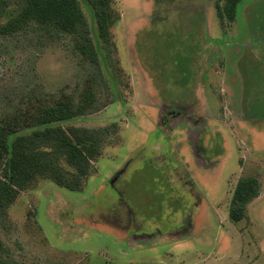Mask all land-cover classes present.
I'll use <instances>...</instances> for the list:
<instances>
[{"label": "rangeland", "instance_id": "rangeland-1", "mask_svg": "<svg viewBox=\"0 0 264 264\" xmlns=\"http://www.w3.org/2000/svg\"><path fill=\"white\" fill-rule=\"evenodd\" d=\"M80 1L96 38L92 11ZM218 3L113 0V54L99 48L112 103L61 124L115 123L118 134L81 190L39 177L0 213L3 258L264 264V0H242L231 23L219 18ZM85 74L62 31L31 22L0 32V128L38 105L76 98ZM247 177L259 180L261 193L233 222L234 190Z\"/></svg>", "mask_w": 264, "mask_h": 264}, {"label": "trees", "instance_id": "trees-1", "mask_svg": "<svg viewBox=\"0 0 264 264\" xmlns=\"http://www.w3.org/2000/svg\"><path fill=\"white\" fill-rule=\"evenodd\" d=\"M91 9L96 38L80 0H0V16L5 24L0 32L11 34L34 22L44 31L59 30L70 35L85 63L84 85L77 97L54 105H38L32 112L13 117L0 128V213L7 209L42 178L70 191L82 189L95 171L108 138H115L118 125L99 128L68 126L61 123L96 114L111 101V89L103 72L99 48L111 57L114 50L111 28L117 22L113 0H83ZM242 0L218 3L221 20L234 22ZM97 41V42H96ZM104 99V101H102ZM260 182L255 177L238 181L230 204L233 222L246 217L247 206L260 196ZM0 264H22L3 258Z\"/></svg>", "mask_w": 264, "mask_h": 264}]
</instances>
